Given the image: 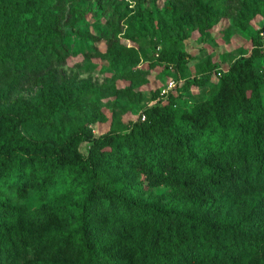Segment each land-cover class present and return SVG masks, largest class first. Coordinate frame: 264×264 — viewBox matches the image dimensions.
Returning <instances> with one entry per match:
<instances>
[{"label": "trees", "instance_id": "16d2710c", "mask_svg": "<svg viewBox=\"0 0 264 264\" xmlns=\"http://www.w3.org/2000/svg\"><path fill=\"white\" fill-rule=\"evenodd\" d=\"M92 1L0 0V264H264V0H154L157 23L140 3L95 0L109 20L91 31ZM234 3L243 28L263 20L248 53L202 61L177 93L155 89L138 117L114 111L95 131L93 91L144 81L129 41L149 34L185 78L184 25L207 38ZM79 54L115 71L95 87L60 70Z\"/></svg>", "mask_w": 264, "mask_h": 264}, {"label": "rangeland", "instance_id": "374dc122", "mask_svg": "<svg viewBox=\"0 0 264 264\" xmlns=\"http://www.w3.org/2000/svg\"><path fill=\"white\" fill-rule=\"evenodd\" d=\"M95 1V0H94ZM92 1L85 5L87 11L86 21L91 23V31L97 30L94 23L107 24L109 20V14L104 10H100V15L95 17L94 11L98 8V5ZM117 1V0H116ZM130 7H135L137 3H140L142 8H148L153 12L154 22L157 23L158 15L157 5L163 7L166 0H126ZM162 9V8H161ZM238 3L233 4L232 16L228 18H222L220 21L213 25L211 35L207 38H202L198 30L197 24L191 22L184 25V31L188 35V40L185 42V46L192 55L196 56V59L190 62L189 69L185 72V78H182L181 74L175 71L171 67L160 65L156 62L160 48L154 47L150 41V36L147 33L141 34V39L137 42L129 41L130 45L136 47H142L140 55V61L135 63L132 67L134 69H142L144 75V81L140 82L133 90H128L123 95H107L100 90L95 89L93 91V98L96 100V106H100L106 117V120L97 119L92 125L97 133L104 132L110 128L114 111L119 114L120 119L129 121L135 119L140 114L144 105H152V94L155 89H160L175 93V86L181 85L186 79L192 78L198 70L199 63L206 59H212L214 62L220 64L224 68L228 63L236 56H241L249 52L251 39L255 34L256 29L263 23L261 16H257L251 21V25L248 28H243L235 20V16L238 13ZM226 30V32H224ZM101 49L105 48L104 42L100 44ZM259 63L262 65L263 61ZM68 73V75L79 74L81 79H89L93 82L95 87L103 85L108 80V77L115 71V67H112L109 62L102 60L99 57H89L82 54L76 55L71 61L64 67L60 68ZM215 78L207 86L198 87L193 86L191 91L186 93L184 97L192 100L194 94L203 92L208 95V89L211 84L216 81ZM130 82L125 79L117 81V86L120 90L128 88ZM121 91L120 93H123ZM88 112H92L90 105L86 107ZM83 151L87 152V144L83 146Z\"/></svg>", "mask_w": 264, "mask_h": 264}, {"label": "built area", "instance_id": "2783aa9c", "mask_svg": "<svg viewBox=\"0 0 264 264\" xmlns=\"http://www.w3.org/2000/svg\"><path fill=\"white\" fill-rule=\"evenodd\" d=\"M262 39H263V41H264V30L262 31ZM263 46H264V44H263ZM164 92H167V91L164 90L163 93H164Z\"/></svg>", "mask_w": 264, "mask_h": 264}]
</instances>
